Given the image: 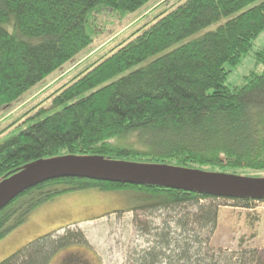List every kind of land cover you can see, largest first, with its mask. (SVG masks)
Listing matches in <instances>:
<instances>
[{"label":"trees","instance_id":"trees-1","mask_svg":"<svg viewBox=\"0 0 264 264\" xmlns=\"http://www.w3.org/2000/svg\"><path fill=\"white\" fill-rule=\"evenodd\" d=\"M149 1L0 0V110L87 48L97 36V14L133 12ZM251 1L176 0L76 65L70 80L49 95L58 110L0 142V182L42 159L65 155L219 172L264 169V47L253 52L262 71H251L239 85L224 83L230 71L225 65H237L264 28V0L140 65ZM92 188L131 191L128 210L175 212L154 227L155 244L140 250L135 264H264V250L242 241L236 250L209 246L220 197L84 177L50 179L19 194L0 209V239L45 202ZM226 199L244 208L260 201ZM189 205L195 210H180ZM53 233L34 238L0 264H48L68 244L84 242L81 231Z\"/></svg>","mask_w":264,"mask_h":264},{"label":"rangeland","instance_id":"rangeland-1","mask_svg":"<svg viewBox=\"0 0 264 264\" xmlns=\"http://www.w3.org/2000/svg\"><path fill=\"white\" fill-rule=\"evenodd\" d=\"M260 1L262 0H253L241 10L222 16L216 22L146 59L140 65L187 40L215 29ZM174 2L176 0H151L133 12L105 10L97 14V36L87 48L62 68L30 88L15 102L0 110V142L13 130L24 128L58 110L57 107L51 106L49 95L70 80L76 72L73 70L76 65H83L94 55L106 51L114 43L126 38L134 29L151 21L155 13ZM159 4L160 6L155 9ZM4 27L11 30L9 24H5ZM262 47L264 28L254 38L252 50L244 54L237 65L233 67L225 65L230 71L224 83L228 86L239 85L243 77L251 71H262L263 66L256 62L253 55L255 50ZM40 107H44L45 111L37 114ZM200 169L219 172L218 168L209 166H201ZM223 173L264 177V169H226ZM132 195L131 191L106 192L92 188L67 192L45 202L34 209L22 224L0 239V261L38 236L51 232H54V236H60L66 230H70L81 231L84 242L68 244L53 255L48 264H135V257L137 258L139 251L151 246L152 243L155 244L154 227H160L163 221L175 212L128 210L133 205ZM215 202L219 205V211L216 227L209 240L211 248L236 250L239 241H242L244 246L264 250V200L253 202L250 208L235 206L233 201L221 197ZM180 210L194 211L195 206H183ZM201 233H206V229Z\"/></svg>","mask_w":264,"mask_h":264},{"label":"water","instance_id":"water-1","mask_svg":"<svg viewBox=\"0 0 264 264\" xmlns=\"http://www.w3.org/2000/svg\"><path fill=\"white\" fill-rule=\"evenodd\" d=\"M61 177L156 185L217 197L264 200V177H245L166 164L113 161L100 156L65 155L42 159L4 178L0 182V209L25 190L41 182Z\"/></svg>","mask_w":264,"mask_h":264}]
</instances>
